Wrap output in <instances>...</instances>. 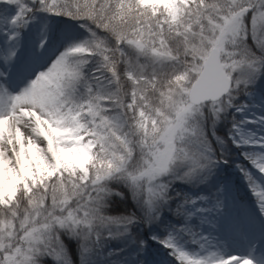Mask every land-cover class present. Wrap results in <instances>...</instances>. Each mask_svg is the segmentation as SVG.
Wrapping results in <instances>:
<instances>
[{
    "label": "snow or ice",
    "instance_id": "snow-or-ice-1",
    "mask_svg": "<svg viewBox=\"0 0 264 264\" xmlns=\"http://www.w3.org/2000/svg\"><path fill=\"white\" fill-rule=\"evenodd\" d=\"M0 264H264V0H0Z\"/></svg>",
    "mask_w": 264,
    "mask_h": 264
},
{
    "label": "rangeland",
    "instance_id": "rangeland-1",
    "mask_svg": "<svg viewBox=\"0 0 264 264\" xmlns=\"http://www.w3.org/2000/svg\"><path fill=\"white\" fill-rule=\"evenodd\" d=\"M241 189H243V188H241ZM243 191H245V192H246V190H245V189H243Z\"/></svg>",
    "mask_w": 264,
    "mask_h": 264
}]
</instances>
